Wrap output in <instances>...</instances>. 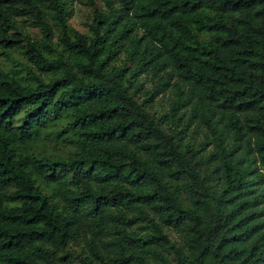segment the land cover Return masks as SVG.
<instances>
[{
	"label": "trees",
	"instance_id": "obj_1",
	"mask_svg": "<svg viewBox=\"0 0 264 264\" xmlns=\"http://www.w3.org/2000/svg\"><path fill=\"white\" fill-rule=\"evenodd\" d=\"M88 1L0 0V264H264V0Z\"/></svg>",
	"mask_w": 264,
	"mask_h": 264
},
{
	"label": "rangeland",
	"instance_id": "obj_2",
	"mask_svg": "<svg viewBox=\"0 0 264 264\" xmlns=\"http://www.w3.org/2000/svg\"><path fill=\"white\" fill-rule=\"evenodd\" d=\"M71 14L68 17V21L71 25L82 32L89 33L88 31V22L92 16V4L88 0H69ZM95 2L100 4L99 0H95ZM25 27L28 32L37 38L41 37L40 29L29 23L25 22ZM24 61L23 56L18 51L12 52V57L4 58L0 55V68L9 69L18 62ZM148 75L144 74L141 76L140 81L144 82L146 87H150L152 85V79L147 77ZM166 95L159 94L154 98L153 109L158 112L164 111L168 109V101L166 100ZM64 123V119H57L54 124H50L48 128L42 131L39 135L38 139L33 142L32 149L34 151H45L46 153H60L67 154L73 149V146L70 142L66 141V136L64 134H60L61 125ZM200 139V134L193 133L191 140L196 142ZM36 183L40 185L44 191L50 192V183L44 182L41 179L37 178ZM69 248L72 251L80 252L84 249L83 242L81 239L78 241H71L69 243ZM64 264H79L77 257L72 255L68 262Z\"/></svg>",
	"mask_w": 264,
	"mask_h": 264
}]
</instances>
